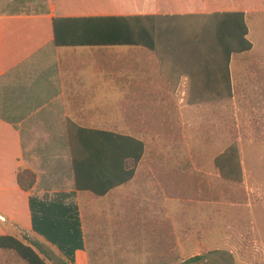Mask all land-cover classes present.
<instances>
[{
	"label": "rangeland",
	"instance_id": "obj_1",
	"mask_svg": "<svg viewBox=\"0 0 264 264\" xmlns=\"http://www.w3.org/2000/svg\"><path fill=\"white\" fill-rule=\"evenodd\" d=\"M216 2L208 0L203 10L231 4L246 12L252 44L250 52L233 55L232 97L190 106L182 89L158 88L156 67L149 79L140 69L137 77L155 100L145 121L134 124L139 133H131L143 139L146 153L127 186L106 198L80 196L88 264H183L208 254L223 264H264V0ZM194 23L172 25L185 36ZM233 145L242 169L236 183L223 180L214 163ZM167 172L172 196L159 177ZM42 248L50 264L64 262L52 247Z\"/></svg>",
	"mask_w": 264,
	"mask_h": 264
},
{
	"label": "crops",
	"instance_id": "obj_2",
	"mask_svg": "<svg viewBox=\"0 0 264 264\" xmlns=\"http://www.w3.org/2000/svg\"><path fill=\"white\" fill-rule=\"evenodd\" d=\"M207 1L0 0V236L19 240L26 236L41 247L58 251L64 262L88 264L78 204L80 196L106 198L130 184L138 168L132 181L104 197L77 191L68 124L134 136L131 124L138 122L134 111L146 104L151 106L155 100L151 93L145 92L143 80L137 77L144 67L147 75L150 74L148 79L156 67L158 88L172 93L182 89V96L187 95L190 106L208 103L193 95L194 91L201 93L207 82L206 70L196 66L197 53L187 50L180 54L188 71L171 90L155 53L140 46H57L52 20L162 15L193 23L210 14L202 8L203 4L207 8ZM129 67L137 68L132 76ZM125 130L129 133H124ZM20 170H29L36 176L34 187L28 192L17 185ZM65 186L71 189L65 191ZM71 218L77 220L79 232V247L74 249L73 261L46 235L49 229L40 226L49 220ZM36 226L42 230L38 231Z\"/></svg>",
	"mask_w": 264,
	"mask_h": 264
},
{
	"label": "trees",
	"instance_id": "obj_3",
	"mask_svg": "<svg viewBox=\"0 0 264 264\" xmlns=\"http://www.w3.org/2000/svg\"><path fill=\"white\" fill-rule=\"evenodd\" d=\"M173 19L174 24L176 19ZM173 19L172 16L162 15L58 17L52 20L54 44L68 47H143L159 58L161 72L171 90L175 89L179 77L188 71L185 58L180 57V54L188 50L198 54L196 66L207 72V82L203 85L202 92H196V95L201 96L203 101L230 99L231 57L252 49L248 40L246 12L228 4L221 12L204 15L185 36L184 31L172 25ZM149 107L146 104L134 111L138 114L135 118L138 122L135 123L145 121ZM134 124L133 130L139 133L141 128ZM68 135L75 188L96 197H104L113 189L132 181L146 153L145 143L137 134L120 136L82 129L70 123ZM214 163L223 180L231 183L241 181L242 169L236 146H230ZM168 176L172 179V172L159 177L167 195L172 196V188L165 185ZM16 180L18 187L28 192L34 187L36 176L29 170H20ZM40 226L49 229V234L46 235L73 261L74 249L79 247L77 220H49L47 224ZM36 229L42 230L37 226ZM0 255V264H49V256L41 245L26 236H22L21 240L0 236ZM3 259L6 261L3 262ZM183 264L223 263L208 254L194 256Z\"/></svg>",
	"mask_w": 264,
	"mask_h": 264
}]
</instances>
